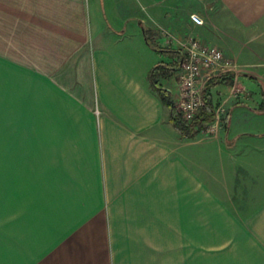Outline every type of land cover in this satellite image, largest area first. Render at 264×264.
I'll return each mask as SVG.
<instances>
[{"label": "crops", "instance_id": "obj_1", "mask_svg": "<svg viewBox=\"0 0 264 264\" xmlns=\"http://www.w3.org/2000/svg\"><path fill=\"white\" fill-rule=\"evenodd\" d=\"M144 26L256 78L227 125L180 135ZM255 81L264 0H0V264H264V122L231 133Z\"/></svg>", "mask_w": 264, "mask_h": 264}, {"label": "built area", "instance_id": "obj_2", "mask_svg": "<svg viewBox=\"0 0 264 264\" xmlns=\"http://www.w3.org/2000/svg\"><path fill=\"white\" fill-rule=\"evenodd\" d=\"M195 21H199L194 17ZM169 40V42H173ZM177 43L184 49L187 56L177 76L178 97L175 100L178 110L187 121H191L198 110L204 105V90L213 78L233 72L234 85H236L241 72V65L233 59L225 57L223 50L215 45L204 42L198 36H189L186 40H178ZM232 85L235 92L241 91ZM229 97L220 102L213 122L206 126L205 132L213 133L222 127L227 116L226 102ZM96 113L100 110L96 108Z\"/></svg>", "mask_w": 264, "mask_h": 264}, {"label": "trees", "instance_id": "obj_3", "mask_svg": "<svg viewBox=\"0 0 264 264\" xmlns=\"http://www.w3.org/2000/svg\"><path fill=\"white\" fill-rule=\"evenodd\" d=\"M144 35L146 42L152 47V49L171 59L170 62H161L150 70L149 79L152 89L159 96L162 103L169 108L170 122L175 126L180 135L182 137L196 136L215 119L217 104L211 92V88L216 86H232L235 74L233 72H229L210 80L204 90V105L198 110L197 114L191 121H187L178 110L175 100L171 94V90L164 87L161 83V79H170L178 70H180L187 54L181 47H175L170 44L163 45L159 40L158 32L153 28L144 26ZM238 76L239 78L244 76L254 80L256 79L254 76L242 72H240ZM228 117L229 113H227L225 118L226 125L228 124Z\"/></svg>", "mask_w": 264, "mask_h": 264}, {"label": "rangeland", "instance_id": "obj_4", "mask_svg": "<svg viewBox=\"0 0 264 264\" xmlns=\"http://www.w3.org/2000/svg\"><path fill=\"white\" fill-rule=\"evenodd\" d=\"M193 16L194 17H197L198 20H199V21H195V22H197V23H201L202 22V19L200 18L199 14H195ZM191 36H195V35H191ZM170 44L175 45L173 43H170ZM161 55H162V59L167 60V56H165L163 54H161ZM171 78L173 80H175V84L173 83V80H172V84L173 85L171 87H172V90L174 92V95H176L177 92H178V89L176 87V77L173 78V76H172ZM240 78H241L242 82L244 81L245 78L249 79V77H244V76H242ZM240 78L238 79L236 85H234V83H233V85L234 86H237V88H239V89L241 87V86L239 87ZM165 80L168 81V79H161V83L163 85L165 84V82H164ZM255 82L256 83H253V86L251 88L249 87L247 89V91L248 92L251 91L252 94H253V97L256 98V99H258L259 104L256 105V106H259L258 108L264 109V84H263V82L260 83V81L259 82L258 81H255ZM166 85H169V84L166 83ZM226 87L227 86H216V87H212L211 88V92H212L213 97L215 98V102L217 104L216 110H217L218 106L220 105V102H222V100L225 99L226 96L229 97L228 100H230L231 97H238V96L241 95V91L235 92V89L233 91L232 86H230V88L228 89V91L225 90ZM226 91L228 93H226ZM226 103H228V101ZM225 107H226L227 112H228V105L226 104ZM253 116H254V114L253 113H249V111H247L246 109H238V110L234 111L233 112V126H232V129H231V133H233L234 130L236 129L237 124H238V120H239V122L241 124L243 123L244 120H246V121L248 120L249 121V119H251V118L252 119L257 118V120H262L264 122V115H258V116H254V117ZM224 124H225V122L222 124V127L224 126ZM205 130H206V128L203 131H205Z\"/></svg>", "mask_w": 264, "mask_h": 264}]
</instances>
